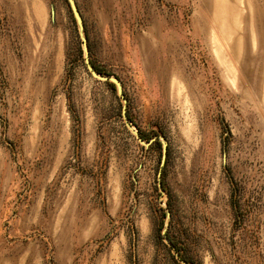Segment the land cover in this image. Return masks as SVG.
Here are the masks:
<instances>
[{
	"label": "rangeland",
	"instance_id": "obj_1",
	"mask_svg": "<svg viewBox=\"0 0 264 264\" xmlns=\"http://www.w3.org/2000/svg\"><path fill=\"white\" fill-rule=\"evenodd\" d=\"M76 2L130 119L67 0H0V264H264V0Z\"/></svg>",
	"mask_w": 264,
	"mask_h": 264
},
{
	"label": "water",
	"instance_id": "obj_2",
	"mask_svg": "<svg viewBox=\"0 0 264 264\" xmlns=\"http://www.w3.org/2000/svg\"><path fill=\"white\" fill-rule=\"evenodd\" d=\"M67 1H68L69 6L72 10V13L75 17V20L77 22V25L79 27V31H80V34H81V37L83 40L84 56H85V62H86L88 70L97 79H100L103 81H111L116 85L118 95L121 98V100L123 101V117H124V119L128 120L129 118H128L127 111H126L127 99L125 97V94L123 91V85H122L121 81L116 76L108 75V74H102V73L98 72V70L94 67L92 60H91V57H90L89 46H88L87 37L85 34V24H84L83 15H82L79 7H78L76 0H67ZM134 132L138 136V139L141 143L150 144L156 140V138H153L150 141H145L141 136H139L138 131L134 130ZM166 152H167V142L165 140H163V157L164 158L166 156ZM159 183L161 184V182H159ZM181 261L184 264H193V263L187 262L183 259H181Z\"/></svg>",
	"mask_w": 264,
	"mask_h": 264
},
{
	"label": "trees",
	"instance_id": "obj_3",
	"mask_svg": "<svg viewBox=\"0 0 264 264\" xmlns=\"http://www.w3.org/2000/svg\"><path fill=\"white\" fill-rule=\"evenodd\" d=\"M92 60V59H91ZM93 63V62H92ZM94 65V64H93ZM94 67L98 70V72H100V73H102V74H109V73H107V72H105V71H103V70H101L100 68H98L97 66H95L94 65ZM105 82H107L108 84H112L113 86L115 85L113 82H111V81H105ZM127 115H128V113H127ZM128 118L130 119V117H129V115H128ZM169 238V237H168ZM171 241L178 247V245H177V243H175V241L173 240V239H171ZM173 246V245H172ZM179 248V247H178Z\"/></svg>",
	"mask_w": 264,
	"mask_h": 264
}]
</instances>
